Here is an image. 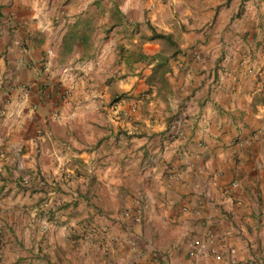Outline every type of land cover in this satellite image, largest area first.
Masks as SVG:
<instances>
[{
  "label": "crops",
  "instance_id": "obj_1",
  "mask_svg": "<svg viewBox=\"0 0 264 264\" xmlns=\"http://www.w3.org/2000/svg\"><path fill=\"white\" fill-rule=\"evenodd\" d=\"M0 256L264 264V0H0Z\"/></svg>",
  "mask_w": 264,
  "mask_h": 264
},
{
  "label": "built area",
  "instance_id": "obj_2",
  "mask_svg": "<svg viewBox=\"0 0 264 264\" xmlns=\"http://www.w3.org/2000/svg\"><path fill=\"white\" fill-rule=\"evenodd\" d=\"M160 0H150L151 2V8L154 7V5L159 2ZM123 111V114L125 117H128L130 116V112L125 110V109H122ZM168 135L169 137H183V131H181L180 127H179V122L178 120H173L171 123H170V126H169V130H168ZM25 182H29L28 179L25 180ZM41 183L42 185H47L48 183L50 184H55L56 181L55 180H52L50 178H44V179H41ZM202 247H205V245H202Z\"/></svg>",
  "mask_w": 264,
  "mask_h": 264
},
{
  "label": "trees",
  "instance_id": "obj_3",
  "mask_svg": "<svg viewBox=\"0 0 264 264\" xmlns=\"http://www.w3.org/2000/svg\"><path fill=\"white\" fill-rule=\"evenodd\" d=\"M158 36L171 40V36L169 35L161 34ZM168 62H169V58H166L161 60L156 66V71L159 73L160 79L162 81H164V75L170 71V68L168 67Z\"/></svg>",
  "mask_w": 264,
  "mask_h": 264
},
{
  "label": "rangeland",
  "instance_id": "obj_4",
  "mask_svg": "<svg viewBox=\"0 0 264 264\" xmlns=\"http://www.w3.org/2000/svg\"><path fill=\"white\" fill-rule=\"evenodd\" d=\"M4 257L0 256V264H2L4 262ZM14 262H12L11 264H13Z\"/></svg>",
  "mask_w": 264,
  "mask_h": 264
}]
</instances>
